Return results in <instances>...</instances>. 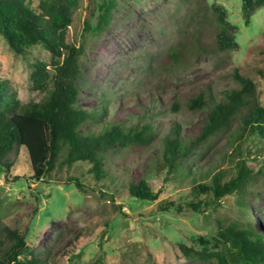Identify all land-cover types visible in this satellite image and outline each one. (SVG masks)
<instances>
[{"label":"rangeland","instance_id":"rangeland-1","mask_svg":"<svg viewBox=\"0 0 264 264\" xmlns=\"http://www.w3.org/2000/svg\"><path fill=\"white\" fill-rule=\"evenodd\" d=\"M102 1L0 0L34 11L46 2L68 17L66 43L81 49L77 105L105 109L81 125L83 132L148 120L152 133L145 143L101 151L104 171L99 178L91 162L67 166L62 154L36 180L26 148H14L7 174L0 165V253L19 235L25 243L20 258L33 256L49 264H216L214 258H184L179 244L202 250L208 242L215 249L220 226L248 220L264 236V145L257 137L236 135V116L228 129L196 144L182 161L193 175L180 178L168 176L163 166L162 140L174 125L184 143L193 140L209 107L191 110L185 102L202 93L211 106L225 91L239 87L232 77L236 69L253 81L254 97L264 107V6L245 17L241 0H112L108 24L96 30ZM212 4L222 5L236 26V48L217 49L219 26ZM176 45L174 59L169 52ZM36 60L53 72L43 45L31 43L24 54H17L0 33L4 95L15 93L22 103L44 96L30 89ZM174 102L177 111H172ZM242 157L255 174L241 192L213 199L193 188L209 183L218 170L228 178ZM141 178L159 192L156 199L140 200L127 192Z\"/></svg>","mask_w":264,"mask_h":264},{"label":"trees","instance_id":"trees-1","mask_svg":"<svg viewBox=\"0 0 264 264\" xmlns=\"http://www.w3.org/2000/svg\"><path fill=\"white\" fill-rule=\"evenodd\" d=\"M112 5V0L100 3L96 30L108 24ZM259 6H264V0H241V11L245 17ZM211 9L219 26L215 34L217 49L236 48L237 28L227 20L226 9L220 4H212ZM85 23L87 26V21ZM68 25L69 19L65 13L46 2L40 4L38 11L0 2V33L9 47L17 54H24L28 45L40 43L49 51L53 66V72H50L48 64L42 60L31 64L30 89L44 93L39 101L22 103L15 93L4 95L6 85L0 80V165L6 174L12 166L8 159L10 153L21 146L27 150L32 177L36 180L52 170L62 154L65 157L61 162L67 166L79 160L91 162V169L99 178L104 171L101 151L115 146L145 143L152 133L148 120L131 126L123 122L105 124L99 131L83 132L80 129L82 124L95 120L105 109L101 106L86 110L77 105L75 77L81 49L67 45ZM178 50L179 45H176L169 52L174 59H177ZM232 77L239 87L225 91L223 97L211 106H208L202 93L185 102L188 109L209 107V111L193 140L184 143L178 125L172 127L171 135L163 138L161 159L168 176L186 178L193 175L190 166L182 163L183 159L198 142H206L216 132L228 129L236 116H239L234 130L236 135L257 137L264 145V107L254 97V83L237 69ZM151 104L154 106V99ZM173 105L172 111H177L178 103L174 102ZM254 174L253 168L242 157L235 162V169L228 178L223 179V171L218 170L212 174L209 183H198L193 188L219 199L233 192H241L247 179ZM75 184L80 187L78 182ZM127 192L140 200H154L159 193L153 191L143 178L136 183L131 182ZM217 235L218 238H213L218 243L215 249H209L208 242H204L202 250L179 244L182 256L197 261L214 258L216 264H264V236L255 230L251 221L220 226ZM24 244L23 237L16 235L14 242L0 253V264H49L33 256L20 258L18 254Z\"/></svg>","mask_w":264,"mask_h":264}]
</instances>
